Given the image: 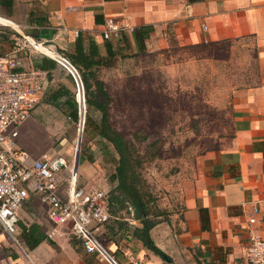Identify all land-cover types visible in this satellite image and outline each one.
I'll list each match as a JSON object with an SVG mask.
<instances>
[{
	"label": "crops",
	"instance_id": "obj_1",
	"mask_svg": "<svg viewBox=\"0 0 264 264\" xmlns=\"http://www.w3.org/2000/svg\"><path fill=\"white\" fill-rule=\"evenodd\" d=\"M108 18L128 26L123 33L128 39L127 48H123L121 36L109 40L102 37ZM0 22L5 25L0 26L1 53L17 49L23 35L51 47L17 51L26 68H49L55 63L53 58H59L53 49L72 52L79 39L83 53L94 62L88 69L94 73L92 89L97 91L98 82L108 94L102 97L104 101L109 99V91L103 73L115 68L127 51H137L134 28L152 27L145 40L148 49L254 38L259 49L260 83L237 94L229 132L201 156L194 176L179 182V206L168 215L176 220L172 227L158 221L150 230L155 245L170 261L146 248L132 234L131 227L136 224L130 218L111 215L97 230L118 264H250L245 257L247 232L264 238V0H0ZM57 24L66 30L58 31L54 27ZM41 29L51 30L52 35L45 37ZM106 44L114 56L107 54ZM61 69L55 63L53 69L45 70L42 89L48 85L58 100L65 98L64 104L71 110L70 106L75 105L73 81L67 70L65 77ZM68 81L72 97L67 96ZM58 100L50 99L53 104ZM39 101L31 113L36 112ZM31 113L19 127L17 146L34 157L42 151L65 156L52 149L55 119L45 115L44 126ZM18 217L19 243L0 228V264H108L85 252L72 234L52 235L53 224L36 195L23 202ZM250 217L255 218L252 224L248 222Z\"/></svg>",
	"mask_w": 264,
	"mask_h": 264
},
{
	"label": "rangeland",
	"instance_id": "obj_2",
	"mask_svg": "<svg viewBox=\"0 0 264 264\" xmlns=\"http://www.w3.org/2000/svg\"><path fill=\"white\" fill-rule=\"evenodd\" d=\"M258 50L251 36L183 48H146L121 57L115 68L103 73L109 91V122L135 148L138 190L155 220L172 227L176 220L168 215L179 206V182L193 177L201 156L229 132L237 94L260 83ZM54 51L61 53L59 48ZM55 63L68 77L66 69ZM68 83L67 96L72 97V85ZM47 86L31 117L41 125L45 115L54 118L52 149L66 156L69 168L77 158L76 174L81 186L103 188L110 194L116 184L109 181L114 162L101 151L103 139L95 128L100 112H90L87 127L85 112L80 133L78 113L74 120L65 98L58 100ZM50 99L58 101L53 104ZM81 151L92 155L93 162L87 163ZM116 215L131 219V208L118 210ZM100 241L107 247L103 239Z\"/></svg>",
	"mask_w": 264,
	"mask_h": 264
},
{
	"label": "built area",
	"instance_id": "obj_3",
	"mask_svg": "<svg viewBox=\"0 0 264 264\" xmlns=\"http://www.w3.org/2000/svg\"><path fill=\"white\" fill-rule=\"evenodd\" d=\"M54 27L58 31L66 30L59 24ZM127 30L128 26L108 18L101 35L109 40L120 37ZM73 34L77 36L78 32L74 31ZM22 37L23 41L17 49L0 52V228L19 243L16 233L19 210L26 199L36 195L53 224L52 235L60 237L66 233L72 234L81 241L85 252L95 254L100 261L108 264H118L97 237V230L111 218L108 191L103 188L87 189L79 184L77 158L69 168L63 155L42 151L34 157L16 144L19 127L39 101L46 77L44 69L24 67L17 51L26 47L37 50L36 44L50 47L39 39L30 37V41L29 36ZM57 54L59 58H51L67 70L73 81L78 132L81 133L86 112L84 83L79 70L64 55ZM253 211L256 213L257 210ZM248 222L254 223L255 218L250 217ZM247 233V261L250 264H264V238L252 231Z\"/></svg>",
	"mask_w": 264,
	"mask_h": 264
},
{
	"label": "trees",
	"instance_id": "obj_4",
	"mask_svg": "<svg viewBox=\"0 0 264 264\" xmlns=\"http://www.w3.org/2000/svg\"><path fill=\"white\" fill-rule=\"evenodd\" d=\"M151 30V26L134 28L132 30V37L135 41L137 51L132 54H123L121 57L135 55L144 51L146 49L145 40L149 37ZM16 35L18 36L19 34L16 33ZM121 41L123 43V48H127L128 39L125 34L121 35ZM106 50L108 55H115L113 51L109 50V44H106ZM60 54L64 55L81 74L86 94V127L90 126V112L92 107V109H96L101 113L100 121L95 128L97 129V134L103 139L101 146L103 156L109 161L114 162V170L109 175V181L116 183L114 189L109 194L110 214L116 215L118 210L128 207L131 208L132 218L130 220H136L138 222V225L131 227L132 234L138 238L146 248L170 261L169 256L155 245L150 235V230L158 221L150 216L147 200L144 199L143 195L138 190L137 181L139 180V175L135 168V163H137L136 156H134L135 148L133 144L126 140L121 133L110 124L108 119V102L102 100V97H108V94L99 87L98 82L95 84L97 91L92 89L90 80L94 78V73L88 69L94 62L89 60L83 53V47L79 39L75 41L72 52L61 51ZM38 67L49 71L55 67V63L49 68L44 66ZM70 108L72 118L77 120L76 105H71ZM81 155L85 156L87 161L93 162L92 155L84 154L82 151L80 152V156ZM169 264L172 263L170 262Z\"/></svg>",
	"mask_w": 264,
	"mask_h": 264
},
{
	"label": "water",
	"instance_id": "obj_5",
	"mask_svg": "<svg viewBox=\"0 0 264 264\" xmlns=\"http://www.w3.org/2000/svg\"><path fill=\"white\" fill-rule=\"evenodd\" d=\"M41 33H43V35L46 37V35L49 33V35H52V31L51 30H47V29H41L40 30ZM46 34V35H45ZM77 157H78V152H77Z\"/></svg>",
	"mask_w": 264,
	"mask_h": 264
},
{
	"label": "bare ground",
	"instance_id": "obj_6",
	"mask_svg": "<svg viewBox=\"0 0 264 264\" xmlns=\"http://www.w3.org/2000/svg\"><path fill=\"white\" fill-rule=\"evenodd\" d=\"M11 23H12V22H11ZM0 24H1V22H0ZM28 39L31 41V38H30V37H28ZM36 46H37V50H38V51H43L44 48H45V46H43V45H39V44H36ZM47 53H48V50H47Z\"/></svg>",
	"mask_w": 264,
	"mask_h": 264
}]
</instances>
